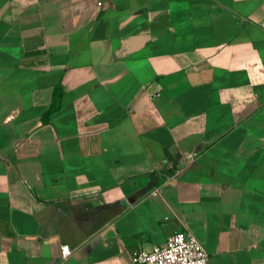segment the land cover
<instances>
[{
  "label": "crops",
  "instance_id": "0c3cea01",
  "mask_svg": "<svg viewBox=\"0 0 264 264\" xmlns=\"http://www.w3.org/2000/svg\"><path fill=\"white\" fill-rule=\"evenodd\" d=\"M180 231L264 264V0H0V264Z\"/></svg>",
  "mask_w": 264,
  "mask_h": 264
},
{
  "label": "built area",
  "instance_id": "2783aa9c",
  "mask_svg": "<svg viewBox=\"0 0 264 264\" xmlns=\"http://www.w3.org/2000/svg\"><path fill=\"white\" fill-rule=\"evenodd\" d=\"M72 251L68 245L62 247V257ZM133 264H212L203 244L190 231H180L156 246L152 251H136L132 254Z\"/></svg>",
  "mask_w": 264,
  "mask_h": 264
},
{
  "label": "trees",
  "instance_id": "16d2710c",
  "mask_svg": "<svg viewBox=\"0 0 264 264\" xmlns=\"http://www.w3.org/2000/svg\"><path fill=\"white\" fill-rule=\"evenodd\" d=\"M62 95H63V90L61 87H56L54 91V98H53V103L50 108V110L46 113L45 119H48L53 112L58 110L61 106L62 102Z\"/></svg>",
  "mask_w": 264,
  "mask_h": 264
}]
</instances>
